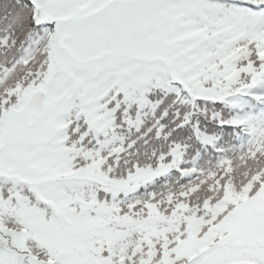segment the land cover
I'll return each mask as SVG.
<instances>
[{"label": "snow or ice", "instance_id": "obj_1", "mask_svg": "<svg viewBox=\"0 0 264 264\" xmlns=\"http://www.w3.org/2000/svg\"><path fill=\"white\" fill-rule=\"evenodd\" d=\"M0 264H264V0H0Z\"/></svg>", "mask_w": 264, "mask_h": 264}]
</instances>
